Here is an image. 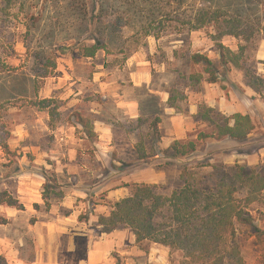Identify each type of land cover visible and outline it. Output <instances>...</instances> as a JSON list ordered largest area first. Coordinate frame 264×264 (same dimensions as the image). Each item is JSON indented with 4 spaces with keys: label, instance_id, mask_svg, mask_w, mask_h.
I'll return each instance as SVG.
<instances>
[{
    "label": "rangeland",
    "instance_id": "rangeland-1",
    "mask_svg": "<svg viewBox=\"0 0 264 264\" xmlns=\"http://www.w3.org/2000/svg\"><path fill=\"white\" fill-rule=\"evenodd\" d=\"M177 1L0 0V192L20 201V189L27 194L35 188L42 198L38 207L27 198L29 213L14 220L5 211L12 206L0 204V264L10 259L23 264H198L179 249L136 243L128 227L106 233L97 223L119 200L109 197L117 187L128 184L130 190L145 183L168 195L182 185L184 167L209 186V165L264 163V83L254 88L246 77L249 72L264 81V33L255 31L248 41L220 37L234 52L244 46L243 68L229 65L225 80L209 83L190 56L201 53L218 61L212 39L218 29L186 25V15L196 9L220 7L256 28L264 23V0ZM105 25L106 49L81 56L79 47L91 44L99 36L97 28ZM63 46L71 50L63 52ZM128 104L138 106L140 121L124 114ZM206 109L213 119L217 112L248 114L254 129L240 143L219 138L215 126L199 116ZM78 115L92 128L96 119L116 123L104 153H99L97 133L89 135ZM139 140L145 159L136 152ZM175 140L193 142L195 148L165 158L161 151ZM68 194L77 228L55 225L69 211L62 204ZM248 210L253 225L264 229V201ZM39 221L48 225L37 238L31 228ZM235 229L233 243L244 264H258L262 245L253 229L240 223ZM97 241L101 247L93 257L91 245Z\"/></svg>",
    "mask_w": 264,
    "mask_h": 264
},
{
    "label": "trees",
    "instance_id": "trees-1",
    "mask_svg": "<svg viewBox=\"0 0 264 264\" xmlns=\"http://www.w3.org/2000/svg\"><path fill=\"white\" fill-rule=\"evenodd\" d=\"M181 0L177 1V5ZM192 15H186V25L189 30H196L214 25L218 34L212 39L217 45L218 61H213L201 53L190 56L192 63L203 68L208 75L206 81L219 83L227 78L229 65L243 68L244 46H239L237 52L224 46L219 38L232 36L239 40L248 41L254 32L264 33V23L256 28L242 16L227 15L222 8H199ZM102 15H98L100 17ZM108 26L97 28L98 37L91 44L79 47L81 56L94 57L99 50L106 49L104 33ZM63 52L71 47H62ZM47 76L43 74L42 77ZM194 75L190 76L192 79ZM251 87L263 84L262 78L246 72ZM202 75L196 76V80ZM172 98L169 97V100ZM47 100H44V103ZM210 109L200 113L202 120L209 121L215 126L216 136L237 143L243 142L254 129L250 115L236 112L231 116L215 113L216 119L209 116ZM78 122L91 135L93 128L90 121L77 116ZM138 118L137 121H140ZM159 118H155L158 122ZM204 137V136H202ZM194 150L195 144H181L175 140L166 150L161 151L165 158H177L187 154L188 149ZM136 152L140 159L147 158L141 140L136 144ZM159 155V152L156 153ZM211 171L206 178H212L209 186L202 185L186 167L180 173L182 185L170 194L156 192V186L150 184H133L129 195L114 202L107 215H101L97 221L103 232H111L119 226L131 229L136 243L148 241L181 250L187 258L198 264H244L242 257L233 241L235 224L240 223L253 229V235L262 245L259 263L264 264V229L253 225L249 206L264 201V163L259 167H247L234 164L209 165ZM129 185L127 184L126 187ZM46 187V186H45ZM48 188V186H47ZM0 204L23 210V204L8 192H0ZM35 207H38L35 204ZM48 209L50 203L45 201ZM5 264V263H3Z\"/></svg>",
    "mask_w": 264,
    "mask_h": 264
},
{
    "label": "crops",
    "instance_id": "crops-1",
    "mask_svg": "<svg viewBox=\"0 0 264 264\" xmlns=\"http://www.w3.org/2000/svg\"><path fill=\"white\" fill-rule=\"evenodd\" d=\"M136 107V108H135ZM126 111L124 112L125 115H127V117L129 118V120H131L132 122L134 120H136L138 117L141 116L140 110L138 108V106H135V104H128L127 108H125ZM115 122L112 121H104V120H94L93 121V130L95 133H97V136L100 140V148H102V150H99V153H104V143L108 142L109 140L113 139V130L115 129ZM168 145H166L165 147H167ZM135 148V147H134ZM23 190H19V194H18V198L20 199L21 203L23 204V206H25V210H17L14 207H7L5 208V211H7V215H9L8 217L12 220L21 217L23 214H28L29 213V205H27L26 201L27 198L30 197V199H32V203L40 205L42 198H41V194L39 190H36L35 188L31 189L30 191L27 190L26 193L27 194H20V192H22ZM37 191V192H35ZM129 195V190L126 189V187H117L114 191H111L109 193V197L111 199H120L123 198L125 196ZM72 195L68 194L64 197L62 204L66 207H68L69 211L67 214L63 215L62 217L58 216L56 218V224L55 225H59L60 223H69L70 225H73L74 228H77L76 223H77V218H76V214L75 211L72 210L71 208V201H72ZM4 209V208H3ZM42 225H48L45 222H37V227L36 228H31V232H35L37 231V238H39L41 236V234L43 233L42 231ZM60 226V225H59ZM49 227V226H48ZM61 227V226H60ZM57 229V228H56ZM66 229V228H65ZM63 229L61 230L60 228H58V231H63L65 232L66 230ZM42 231V233H41ZM94 241L91 240V244ZM91 252L90 255L92 256V254L94 253V251H99V248L101 247L97 242H95L93 245H91ZM103 252V251H102ZM99 253V252H98ZM98 253L93 254V257H97ZM95 262L92 261H88L85 264H94ZM9 264H23L19 261V259L15 260V259H10L9 260Z\"/></svg>",
    "mask_w": 264,
    "mask_h": 264
}]
</instances>
